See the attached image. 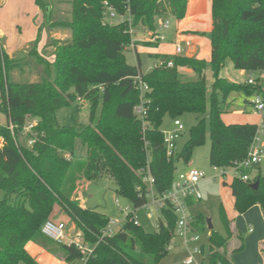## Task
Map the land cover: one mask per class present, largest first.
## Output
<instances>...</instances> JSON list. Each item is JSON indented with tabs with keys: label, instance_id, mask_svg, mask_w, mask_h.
<instances>
[{
	"label": "trees",
	"instance_id": "obj_1",
	"mask_svg": "<svg viewBox=\"0 0 264 264\" xmlns=\"http://www.w3.org/2000/svg\"><path fill=\"white\" fill-rule=\"evenodd\" d=\"M104 2L119 15L129 10L135 30L152 32L158 18L180 21L187 10V0H71L70 21L51 22L50 0H34L44 20L24 58L31 57L42 67L38 82H18L12 71L19 68L22 72L24 67L19 59L9 58L0 44V113L6 118L0 125V191L4 193L0 200V264H37L25 249L29 242L68 263L83 258L73 244H57L42 235L41 228L53 218L55 208L76 225L85 244L98 242L109 219L96 209L80 205L75 194L78 180L92 182L107 177L118 197L139 207L144 200L136 186L141 184L139 172L147 161L154 189L163 193L172 187L178 164H188L194 150L207 140L212 167L229 168L246 158L256 125L225 124L222 115L232 93L249 98L259 88L228 82L220 72L230 62L237 71L264 73V0H213L214 29L196 33L209 41V61L163 56L173 67L147 73L141 72L138 55L136 66L126 63L124 49L131 39L127 25L103 24ZM46 25L71 33L68 41L50 42L52 63L37 51ZM182 68L190 70L196 79L184 81ZM208 70L213 78L209 94ZM139 74L149 87L144 131L132 113L139 102L134 86ZM76 102H84L88 110L87 124L79 130L64 123ZM185 114L196 115L197 122L180 150L176 145L167 158L162 121L165 116L177 119ZM33 121L35 143L31 147L16 144L27 123ZM255 182L258 186L253 190L249 185ZM228 186L237 214L258 206L264 216V178L259 173L250 182L233 179ZM161 215L163 221L148 233L135 226L129 214L121 231L102 239L85 264H161L170 254L168 246L176 222L169 208ZM220 217L226 236L209 231L202 253H207L208 264H233L228 251L234 236L232 221L223 208ZM205 226L201 215L193 217L194 232H203ZM234 237L239 242L235 251H242V234ZM261 253L264 259V249Z\"/></svg>",
	"mask_w": 264,
	"mask_h": 264
},
{
	"label": "rangeland",
	"instance_id": "obj_2",
	"mask_svg": "<svg viewBox=\"0 0 264 264\" xmlns=\"http://www.w3.org/2000/svg\"><path fill=\"white\" fill-rule=\"evenodd\" d=\"M68 1L69 5L63 6V8H61V15L54 16L53 14V20L56 19L63 22L70 21L71 16L69 13L71 12V0ZM4 10L5 11L2 12L4 14L2 15V25L6 31V41L8 45L7 48H4L1 38L0 44L3 46L5 53L7 49L8 51H14L16 54L13 58L19 59L20 64H22L24 67L22 72H20L19 68L14 69L12 71V75L18 82L21 83L38 82L40 81L42 67L37 65L31 57H29V59L24 58V52L26 51L24 46L28 45L29 48H31L32 44L29 40L30 31L28 24L31 22V19L34 18L33 14L35 10V4L33 0H8ZM174 26V20L170 19V30H167L165 33L168 35ZM45 28L50 29V31L47 30V32H49L47 45L50 44L49 42L52 40L68 41L71 37L69 30L50 28L49 25H46ZM136 31H138V33H143L147 30L138 28ZM134 39V37L133 39H130V44L131 42L134 44ZM39 43L37 45L38 53L46 55L49 62L52 63L53 57L50 58L46 52L51 54L54 49L52 47H48L47 45L45 47L47 49H41ZM130 44L124 49L125 61L128 65L136 66V53ZM182 48L184 52H186L190 47H186V43L183 42ZM139 60L141 64V72L147 73L149 66L152 63L151 59L146 53L141 52L139 53ZM25 62H27V64ZM182 71L185 72L184 70ZM259 75V73H253V77H258ZM262 75H264V73H262ZM205 76L209 94L213 78L209 70L205 73ZM220 77L224 78L228 82L234 83H245L246 80V75H241L239 71L232 67L230 62H227L224 68L221 70ZM182 79L184 81H193L196 79V76L191 71H188L185 72V76L182 75ZM249 99L250 97L246 98L243 94L232 93L228 99L229 105L227 106L225 113L222 115V120L224 123L241 124V122H247L251 124H257L258 118L253 112L252 107L248 105ZM87 115L88 110L86 104L84 102H76L73 105V108L70 110L64 123L66 125L73 126L76 130L82 129L87 124ZM5 119V116L0 113V122H3L4 124ZM174 120L176 119H172L169 116L164 117L160 127V130L163 134H172L176 131ZM177 120H179L183 126V130L176 141L177 150H180V148L188 139L189 129L196 124L197 116L194 114H185L177 118ZM209 150L210 142L207 140L204 146L194 150L188 164L180 163L176 169V173L186 171L188 169H196L203 172L205 175L204 180L199 184V191L201 193L202 199L196 202L190 208V214L192 216L201 215L204 220H210L212 230L225 237L226 232L220 217V210L223 208L227 218L232 220L233 224L238 227V231L242 234L244 239V249L242 251H235L239 245V242L235 237H232L229 242L228 251L229 255L232 257L233 264H264L261 253V249L264 246V244L261 246V241H264V216L258 206L253 207L252 210H249V212L244 214H237L234 211L233 197L228 186L232 182V179L230 177H226L225 179L219 177L218 172L215 171L214 168L209 164ZM257 168L260 171V176L264 178V159ZM257 174L258 172L254 171L252 173V177L256 176ZM223 183L226 185H223ZM75 185L76 199L79 201L80 205L87 209H96L111 221L122 222L127 213H133V218L137 219L139 226L145 232L151 233L156 229L158 221L162 220L158 214L148 217L144 212H135L129 200L116 195L115 185L112 180L107 177H102L92 182H86L81 179L78 180ZM3 197L4 193L0 191V200L3 199ZM116 200L119 201V206L116 205ZM120 208L126 209V212H121ZM55 210L56 214L53 215V218L50 220L60 222L65 225L64 235L66 239L64 242L79 241L83 244L84 240L81 231L68 216H66L58 208H55ZM249 229H252V231L250 232ZM198 235L200 237L199 245L206 248L208 245L209 235L207 226H205L204 231L198 233ZM170 243V254L166 259L163 260L162 264H184L186 254L183 248L180 247V240L176 237H173ZM33 246L38 248V252L34 256H31L28 252L27 253L37 264H71L65 262L61 256L47 251L37 243H33ZM91 248L92 245H89L88 249ZM195 261L198 264H208L207 253H204L202 256L196 255Z\"/></svg>",
	"mask_w": 264,
	"mask_h": 264
},
{
	"label": "built area",
	"instance_id": "obj_3",
	"mask_svg": "<svg viewBox=\"0 0 264 264\" xmlns=\"http://www.w3.org/2000/svg\"><path fill=\"white\" fill-rule=\"evenodd\" d=\"M103 6V24L114 26L125 23L127 25V32L133 39L136 30L132 26V18L129 10L126 11V14L119 15L107 2H104ZM169 29L170 19L158 18L156 20L155 30L151 33L149 41L160 43L164 42L166 40L165 32ZM130 46L135 49L133 42H131ZM173 48L176 55L179 56L182 54V46L180 43H174ZM172 67L173 63L171 60L157 59L152 63L150 70L169 69ZM259 74L260 75L258 77H253L252 73L245 74V83L252 87L259 88L258 92L250 96L248 102V105L252 107L253 112L260 117L258 123L256 124L255 134L244 160L235 163L229 168L213 167L214 170L218 172L219 177H222L223 179L230 177L232 180L238 179L242 182H250L253 178L251 176V172L264 159V75H262V73ZM134 86L137 88L139 93V102L133 107L132 113L141 123L142 130L144 131L147 124L146 116L149 109V100L146 96L147 92H149V87L145 82H143L141 74L135 77ZM35 124V121L27 123V126L23 129L21 137L15 140V143H24L26 146L31 147L36 141V134L32 131ZM174 126L176 127V131L174 133L164 134V147L167 158H170L173 155L177 145L176 141L183 130L182 124L177 119L174 120ZM10 130H12L11 126ZM28 135L29 137L26 138ZM146 144L147 143L145 142V145ZM148 162L149 161H147L146 166L139 172V175L141 176V184L136 186L138 196L143 199L144 202L139 207H132L135 212H144L148 217L158 214L161 218L162 210L164 208H169L176 216L174 237L180 240L181 247L186 254L184 264H198L195 261V256L203 255V246L199 245L200 237L198 233L194 232L192 229L193 216L189 211V202H198L202 199L198 186L200 182L204 180L205 175L203 172L196 169H188L186 171L176 173L172 187L163 193H157L154 189V179L151 176ZM115 203L119 206L118 200H116ZM120 211L124 213L126 212V209L120 208ZM129 214L132 215V223L135 226H139L137 219L133 218V213H127L122 222L108 220L106 227L102 231V236L91 249H88V244H82L79 241L64 242L66 239L64 235L65 225L60 222L51 220L46 221L41 228V233L43 236L57 244H73L81 252L83 258L71 264H85L86 259L92 254L95 246L102 241V239L113 237L121 231L123 225L127 221L126 217ZM168 250H171V243L168 246Z\"/></svg>",
	"mask_w": 264,
	"mask_h": 264
},
{
	"label": "crops",
	"instance_id": "obj_4",
	"mask_svg": "<svg viewBox=\"0 0 264 264\" xmlns=\"http://www.w3.org/2000/svg\"><path fill=\"white\" fill-rule=\"evenodd\" d=\"M33 2H34V0H33ZM7 3H8V0H0V38L3 42L4 48L5 47L7 48L8 43L6 41V31L4 30V27L2 25V15H4L2 12L5 11L4 8H5ZM50 4H51V6H50V10H51L50 21L55 22L58 20H56V19L53 20V14H54V16L61 15L62 14L61 8H63V6H68L69 1L68 0H50ZM217 8H218L217 10L220 12L222 9V6L220 3L217 4ZM6 11H7V9H6ZM219 12H217V13H219ZM215 13H216L215 3L213 2V0H195V1L187 0V10H186L185 18L180 20V21H174L175 26L169 32L168 35L165 33L166 40L164 42L160 43V42L149 41V38H150V35L152 32L145 31L143 33H140V32L138 33V31H136V35H135L136 37L134 36V38H135L134 39V46L136 48L133 50L136 53V55H138V57H139V53H141V52L146 53L147 56L151 59V61L153 63L157 59H163V58H161L163 56L164 57L165 56H178L174 53L173 44L174 43H180L182 46V43L185 42L186 47H190V48L186 52H184V50L182 48V54L179 56L195 58L198 60H204V61L208 62L210 59L209 41L203 37L196 35V33L210 32L214 29V15H215ZM33 15H34V18H32L31 22H29L30 25L28 24V28L30 31L29 32V37H30L29 40L31 41L30 43H32L36 39L38 28L41 26V24L43 23V20H44L41 11L36 6H35V10H34ZM45 27L46 26H43L42 31H41V35H40V43L39 44H40L41 49H47L45 47H46L47 41L49 39L48 38L49 32H47V30L50 31V29H46ZM42 35H43V37H42ZM47 46L49 47V44ZM28 48H29L28 45L24 46V49L26 50L24 52L25 55L27 53ZM6 54L8 55L9 58H13V57H15L16 53L14 51H10V50L8 51V49H7ZM46 54H48V56L50 58H52V53L50 54V53L46 52ZM150 55H152L154 57H150ZM152 63L150 64L148 71H150V67H151ZM182 70H184L185 72H188V71L190 72V70L185 69V68L180 69V72H182L181 75H183V76H185V72H183ZM239 73L241 75L246 74L244 71H239ZM255 115L257 116L258 121H259L260 117L257 114H255ZM241 124H251V123L241 122ZM0 125H3V122H0ZM1 146H2V142L0 140V147ZM257 167L251 172V176H252V173L254 171H257L258 173H260V171ZM195 203L196 202H194L190 206V208ZM252 208H250L249 210H252ZM249 210L247 212H249ZM247 212H245V213H247ZM55 214H56V210L54 211V215ZM193 217H195V216H193ZM230 228H231V231L233 232L234 236H235V234L240 233L238 231V227L235 224H233V221L231 222ZM249 231L251 232L252 229H249ZM262 244H264L263 240L261 241V246H262ZM180 247H181V244H180ZM25 249L31 256H34L38 252V248L34 247L32 242L27 243V245L25 246ZM262 249H264V246L262 247ZM262 249H261V251H262Z\"/></svg>",
	"mask_w": 264,
	"mask_h": 264
},
{
	"label": "water",
	"instance_id": "obj_5",
	"mask_svg": "<svg viewBox=\"0 0 264 264\" xmlns=\"http://www.w3.org/2000/svg\"><path fill=\"white\" fill-rule=\"evenodd\" d=\"M257 186H258V182L249 185V187L253 190L257 189ZM206 226L209 231H212V225L210 220H206Z\"/></svg>",
	"mask_w": 264,
	"mask_h": 264
}]
</instances>
